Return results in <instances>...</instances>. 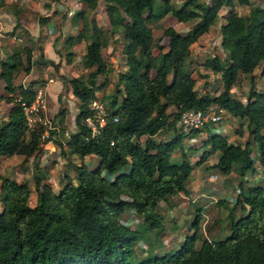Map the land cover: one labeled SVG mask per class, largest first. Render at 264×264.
Instances as JSON below:
<instances>
[{
  "label": "trees",
  "instance_id": "16d2710c",
  "mask_svg": "<svg viewBox=\"0 0 264 264\" xmlns=\"http://www.w3.org/2000/svg\"><path fill=\"white\" fill-rule=\"evenodd\" d=\"M97 1L83 0L90 9ZM248 2L180 0L174 6L171 0H103L111 30L119 32L123 39L126 73L119 75V84L105 96L104 123L91 133L84 119L92 116L89 104L104 86L98 77L106 70L101 55L105 41L93 18L66 39L68 44L84 40L81 62L87 68L85 74L67 78L77 99V112L75 130L66 147L80 158L95 155L97 163L93 168L74 164L73 177H66L58 191L46 182L34 160L42 149V126L28 127L21 110V102H28L42 82L13 81L18 67L29 72L30 48H23V60L16 49L0 59L5 92L0 99L10 104L0 119V160L20 155L21 163L31 156L30 176L35 190V203L30 206L29 181H17L0 173V264H264L263 185L240 189L229 212V233L218 240L203 239L198 247L199 208L192 220L193 231L176 249L166 250L162 241H150L145 244L148 253L143 256L137 255L134 248L140 231L120 221L124 211L132 210L152 231L161 225L156 210L159 200L177 192L187 193L185 183L192 165L184 151L183 138L195 134L197 128L185 134L177 131L183 109L213 104L245 124L247 134L242 142H231L224 135L207 131L198 161L214 153L215 160L209 167L221 174L253 172L255 164L249 152L252 140L259 164H264V86L258 91L251 85L244 100L230 91L239 73L251 77L254 68L262 63L260 74L264 75V5L250 8L245 15L233 10L235 3ZM222 6L227 7L219 26L225 61L214 54L202 63L204 68L220 74L221 90L214 95L199 94L186 63L189 46L214 23ZM166 13L180 22L192 21V25L186 33L172 26L162 28L166 50L153 55L147 22ZM80 14L77 11L73 17ZM18 26L16 20L11 30L14 37ZM84 29L88 31L86 38ZM26 38L29 40L28 33ZM156 46L162 49L160 44ZM70 56L68 51L66 62H70ZM168 107L174 111L168 112ZM63 111L59 108L57 113ZM169 131L173 134L168 137L155 136ZM236 133H242L241 127ZM56 143L62 149L61 143ZM174 150H178L176 158ZM237 205L242 215L234 219L231 213ZM160 230L161 227L158 234Z\"/></svg>",
  "mask_w": 264,
  "mask_h": 264
},
{
  "label": "rangeland",
  "instance_id": "374dc122",
  "mask_svg": "<svg viewBox=\"0 0 264 264\" xmlns=\"http://www.w3.org/2000/svg\"><path fill=\"white\" fill-rule=\"evenodd\" d=\"M209 1V0H205ZM174 6H178L180 0H171ZM264 5V0H249L248 4H237L233 10L238 14L245 15L252 7ZM81 11L78 18L74 14ZM227 7L222 6L218 10V16L207 31L202 33L196 41L189 46V54L186 63L191 76L195 79L197 93L217 94L221 90L220 74L203 67V61L213 56H220L224 61L225 51L221 48V35L219 26L224 21ZM93 18L102 32L105 41L101 47V55L106 62V70L98 77L103 80L104 86L96 91V101L105 108V96L113 92L115 84H119V75L126 73V62L121 46L123 39L119 32L112 31L104 11L103 0H98L93 9L88 8L83 0H0V32L10 37L12 27L17 20L19 26L14 29V40L2 45L0 59L4 58L13 50H19L21 59H24V47L30 48L31 66L28 73H24L22 67H18V73L14 82L26 84L28 81L38 80L45 85L46 96V118L49 119L52 128L49 130V140L41 146V152L35 156L40 171L45 175L46 182L54 191H58L65 183L66 177L74 175V164H86L93 168L97 158L91 154L82 158L71 154L67 149L69 135L75 130L74 116L77 112V99L72 95L67 78L76 75H83L87 68L82 64L81 58L84 51V40H75L68 44L66 39L77 34L85 23ZM151 28L152 38L150 41L151 52L155 55L158 51L166 50L167 38L162 35V28L172 26L179 33H186L192 21H177L170 13L163 17L148 21ZM29 35V40L26 34ZM84 37H87V29L83 30ZM1 35V36H2ZM32 39V42H31ZM160 44L162 49L156 46ZM70 51V62L65 61L66 53ZM262 64V63H261ZM261 64L254 68L251 77L245 74H238L237 80L230 91L233 96L244 100L245 95L252 85L255 90H262L264 86V75L260 74ZM171 72L168 73L169 80ZM50 79V80H49ZM3 82L0 79V95L5 92L2 89ZM1 100V99H0ZM10 104L0 102V119L4 118ZM64 108L62 114L58 109ZM174 111L173 107L166 109ZM221 112L220 119L211 121L204 120L195 134L183 138L184 151L189 155L192 165L191 173L185 183L187 193L177 192L159 200L156 207L159 227L149 231L145 228L142 220L132 210L122 213L120 221L131 229H137L138 237L134 243L135 252L139 256L148 253L145 244L163 242L166 250L176 249L185 235L193 231L192 220L200 209L201 218L198 224V239L195 242L199 246L203 239L218 240L229 233L230 209L234 203L239 190L245 191L249 186H264V164H259L258 153L254 142H249V152L254 159L255 170L239 175L236 171L229 174H221L210 168L209 164L215 160V154L209 155L203 161H198L205 146L202 141L206 132H217L231 142H242L247 131L245 124L237 117ZM241 127V134L236 130ZM178 131V130H177ZM173 132H161L155 136L168 137ZM185 134V133H184ZM61 143L62 149L57 145ZM178 156V150H174L173 157ZM20 155L1 157L0 173L9 176L17 181L26 179L30 183L28 204L35 203V190L31 181L32 160L30 156L26 161L21 162ZM0 203V210H1ZM242 215L238 205L231 213L236 219ZM161 227L160 233L157 230Z\"/></svg>",
  "mask_w": 264,
  "mask_h": 264
},
{
  "label": "built area",
  "instance_id": "2783aa9c",
  "mask_svg": "<svg viewBox=\"0 0 264 264\" xmlns=\"http://www.w3.org/2000/svg\"><path fill=\"white\" fill-rule=\"evenodd\" d=\"M50 80V79H49ZM92 109V116L84 119L85 125L90 129L91 133L99 130V127L104 123L105 110L101 103L95 99L89 104ZM21 110L28 127L42 126L40 133L41 145L49 140V130L52 128L49 119L46 118V96L45 85L40 84L34 88L32 98L28 102H21ZM221 108H216L210 104L202 109L186 108L180 111L176 127L179 132L188 133L192 129L198 127L206 119L216 121L220 119Z\"/></svg>",
  "mask_w": 264,
  "mask_h": 264
},
{
  "label": "crops",
  "instance_id": "0c3cea01",
  "mask_svg": "<svg viewBox=\"0 0 264 264\" xmlns=\"http://www.w3.org/2000/svg\"><path fill=\"white\" fill-rule=\"evenodd\" d=\"M1 34V32H0V51L2 50L1 48H2V45H4L6 42H8V41H12V40H14V36L13 35H11L10 37H8V35H2ZM3 100H0V102H2ZM233 118V117H232ZM92 155V154H91ZM86 156V155H85ZM93 156V155H92ZM95 156V155H94ZM96 157V156H95Z\"/></svg>",
  "mask_w": 264,
  "mask_h": 264
}]
</instances>
